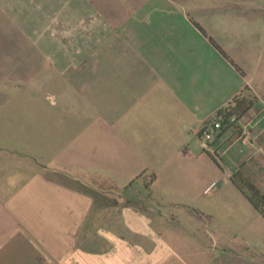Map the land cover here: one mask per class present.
<instances>
[{
	"label": "crops",
	"instance_id": "obj_1",
	"mask_svg": "<svg viewBox=\"0 0 264 264\" xmlns=\"http://www.w3.org/2000/svg\"><path fill=\"white\" fill-rule=\"evenodd\" d=\"M237 174L264 194V0H0V264H264Z\"/></svg>",
	"mask_w": 264,
	"mask_h": 264
},
{
	"label": "built area",
	"instance_id": "obj_2",
	"mask_svg": "<svg viewBox=\"0 0 264 264\" xmlns=\"http://www.w3.org/2000/svg\"><path fill=\"white\" fill-rule=\"evenodd\" d=\"M240 114L241 110L234 109L231 113L224 112L206 119L196 136L201 149L219 159L224 150L221 146L227 142L250 144L253 139L251 126L254 121L249 119L241 123Z\"/></svg>",
	"mask_w": 264,
	"mask_h": 264
},
{
	"label": "trees",
	"instance_id": "obj_3",
	"mask_svg": "<svg viewBox=\"0 0 264 264\" xmlns=\"http://www.w3.org/2000/svg\"><path fill=\"white\" fill-rule=\"evenodd\" d=\"M195 25L199 28V26L196 23ZM210 42L222 55L226 57L224 52L212 39H210ZM244 101H245L244 98L234 99L232 106L230 105L226 106L225 108L219 110L216 113V115H221L224 112L231 113V111H233L234 109L238 108L241 104H243ZM233 180L236 183L239 190L242 191L249 199L252 206L261 215L264 214V194H262L260 190L251 181H249L246 177H244L241 174L234 175Z\"/></svg>",
	"mask_w": 264,
	"mask_h": 264
}]
</instances>
